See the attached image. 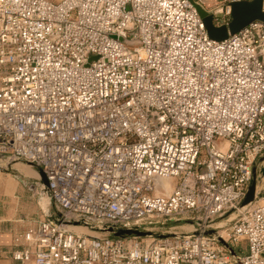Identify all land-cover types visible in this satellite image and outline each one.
Listing matches in <instances>:
<instances>
[{
  "label": "built area",
  "instance_id": "2783aa9c",
  "mask_svg": "<svg viewBox=\"0 0 264 264\" xmlns=\"http://www.w3.org/2000/svg\"><path fill=\"white\" fill-rule=\"evenodd\" d=\"M262 156L264 19L217 40L191 0H0V159L53 206L14 260L264 264Z\"/></svg>",
  "mask_w": 264,
  "mask_h": 264
},
{
  "label": "rangeland",
  "instance_id": "374dc122",
  "mask_svg": "<svg viewBox=\"0 0 264 264\" xmlns=\"http://www.w3.org/2000/svg\"><path fill=\"white\" fill-rule=\"evenodd\" d=\"M16 165L34 170L37 173L39 172L37 168L32 167L29 163L20 161L6 163L0 159V217H4L5 219L22 218L29 224L37 223L43 214V210L46 211L49 209L53 211V206L49 199H47V205L45 207L43 206L42 200H40L41 195L44 194L40 190V184H43L40 176L26 174L22 170H19ZM259 167L264 168V156L257 160L256 171H258ZM36 182L39 184H36ZM223 218H219L215 222L224 223L226 219ZM173 224L179 225L176 229L183 232L191 231L192 229L189 221L168 223V225ZM237 248L242 253L246 250L244 243H241Z\"/></svg>",
  "mask_w": 264,
  "mask_h": 264
},
{
  "label": "water",
  "instance_id": "95a60500",
  "mask_svg": "<svg viewBox=\"0 0 264 264\" xmlns=\"http://www.w3.org/2000/svg\"><path fill=\"white\" fill-rule=\"evenodd\" d=\"M191 2L195 5L199 15L201 16L206 30L209 36L213 39L221 40L227 37L228 34H232L247 24L255 20H263L264 13L261 10L262 0H233L229 2L231 8L230 20L227 24L216 26L213 22V18L210 12L206 11L199 3ZM264 170V168H262ZM40 178L44 184H46V178L41 170H39ZM259 196V192L256 191V175L253 170L252 179L248 185L245 196L241 202L242 205H246L253 201V199ZM111 231V229H110ZM148 234L146 231L138 229L119 228L113 231V236L124 235H138L144 236Z\"/></svg>",
  "mask_w": 264,
  "mask_h": 264
},
{
  "label": "crops",
  "instance_id": "0c3cea01",
  "mask_svg": "<svg viewBox=\"0 0 264 264\" xmlns=\"http://www.w3.org/2000/svg\"><path fill=\"white\" fill-rule=\"evenodd\" d=\"M205 9L211 11L217 6L220 0H198ZM35 223H27L22 218H7L0 217V264H22L14 260L10 255L13 238L17 231H21L28 226H34ZM26 264H32L26 263Z\"/></svg>",
  "mask_w": 264,
  "mask_h": 264
},
{
  "label": "bare ground",
  "instance_id": "6f19581e",
  "mask_svg": "<svg viewBox=\"0 0 264 264\" xmlns=\"http://www.w3.org/2000/svg\"><path fill=\"white\" fill-rule=\"evenodd\" d=\"M21 164V163H20ZM25 165V164H24ZM16 167L19 169V170H22L23 172H25L26 174H32V175H37V176H40V174H38L36 171H34V170H30V169H27V168H25V167H22V166H20V165H16ZM163 184H164V186L166 187V188H168L169 186H170V183L168 182V181H163L162 182ZM47 196H46V194L44 195V194H42L41 195V198H40V200H42V203L44 204L43 206L45 207L46 205H47ZM78 230H84L83 228H78Z\"/></svg>",
  "mask_w": 264,
  "mask_h": 264
}]
</instances>
